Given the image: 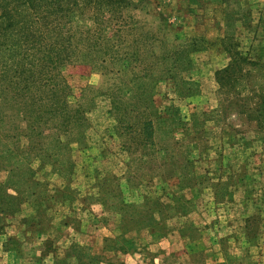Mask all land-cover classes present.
<instances>
[{
  "label": "rangeland",
  "instance_id": "1",
  "mask_svg": "<svg viewBox=\"0 0 264 264\" xmlns=\"http://www.w3.org/2000/svg\"><path fill=\"white\" fill-rule=\"evenodd\" d=\"M100 7L41 10L68 128L0 34V264H264V0Z\"/></svg>",
  "mask_w": 264,
  "mask_h": 264
},
{
  "label": "trees",
  "instance_id": "2",
  "mask_svg": "<svg viewBox=\"0 0 264 264\" xmlns=\"http://www.w3.org/2000/svg\"><path fill=\"white\" fill-rule=\"evenodd\" d=\"M5 1L6 13L2 16L0 15V34L3 35L6 33V52L12 49L22 50L19 54L22 56L21 60L29 62L28 65L30 67L35 66L39 71V78L34 83L35 87L41 92L47 89L50 93L53 91L58 95L55 104H53L51 99L48 101L50 104L45 107L49 109V114H58L62 118V126H66L67 128L72 122H75V124L78 123L81 118L78 116L72 117L68 112L67 102L70 92L60 72V69L66 64V61H68L63 55L64 52L61 48L62 42H59L57 38L55 41L53 40L51 31L54 30V26L50 28L42 23L43 14H41V10L45 8L44 11H47L53 5L54 0ZM119 4L120 0H97V5L101 6L100 9H102L103 6V9L109 13L115 12ZM60 34L62 37V31ZM61 41L64 40L61 39ZM34 49H38L35 51L36 53L32 52ZM249 63L253 64V62ZM224 72L227 73L229 71L226 70ZM21 73L22 76L30 73V79L34 77L32 71H21ZM219 73L217 75H219ZM8 75V72H6V81L10 80ZM16 79L17 81L19 80L18 77H16ZM219 80L222 81L221 78H219ZM39 81L40 84H38ZM221 85L223 86V84ZM22 91L25 90L23 89ZM18 95L25 98V95L21 92ZM53 97L56 96L54 95ZM43 100L44 97L39 100L36 98L35 101H33L32 98L31 101L29 100V103H32L31 107H35L37 101L41 102ZM47 104L45 99L44 106ZM262 108L264 109V99L262 100ZM41 119L42 116L39 120ZM148 121L149 120H145L142 125L143 136L147 141L152 137V124Z\"/></svg>",
  "mask_w": 264,
  "mask_h": 264
}]
</instances>
